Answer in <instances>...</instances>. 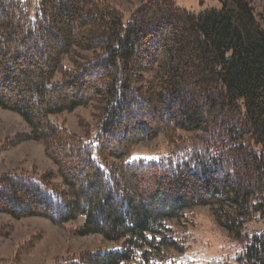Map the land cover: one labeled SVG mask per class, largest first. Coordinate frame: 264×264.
Returning <instances> with one entry per match:
<instances>
[{
  "label": "trees",
  "instance_id": "obj_1",
  "mask_svg": "<svg viewBox=\"0 0 264 264\" xmlns=\"http://www.w3.org/2000/svg\"><path fill=\"white\" fill-rule=\"evenodd\" d=\"M220 1L146 0L125 22L106 0H0V109L30 128L3 148L40 142L57 169L0 174V213L122 243L64 264H181L152 260L157 235L200 206L249 240L239 264H264V230L244 235L264 220V14ZM93 104L85 135L54 118ZM160 134L175 151L127 160Z\"/></svg>",
  "mask_w": 264,
  "mask_h": 264
},
{
  "label": "rangeland",
  "instance_id": "obj_2",
  "mask_svg": "<svg viewBox=\"0 0 264 264\" xmlns=\"http://www.w3.org/2000/svg\"><path fill=\"white\" fill-rule=\"evenodd\" d=\"M118 6L129 21L136 7L146 0H106ZM176 3L194 13L208 9H221L220 0H175ZM257 11L264 14V0H253ZM95 105L79 107L72 112L55 116L71 131L85 135L88 125L96 123ZM30 128L16 113L0 109V174L21 168L33 171L37 176L44 172H55L56 166L44 153L40 142L27 140L15 147L5 149L4 140L29 132ZM188 137L189 133H182ZM5 142V143H6ZM259 149V148H258ZM176 150L164 134L145 140L136 145L129 161L137 159H158ZM61 181V178H58ZM148 185V184H147ZM146 185L143 186V191ZM82 218L64 226L54 225L45 218L27 217L15 219L0 213V264H64L84 251L120 250L121 242L105 239L101 235L77 236L72 228L77 227ZM163 233L157 235L155 246L160 249L161 259L156 263L176 261L181 264H239V257L249 240L229 235L216 220L209 207L200 206L179 219L167 221ZM264 230V220L248 223L244 235L252 236ZM32 243L33 246H29ZM137 259H142L138 256ZM137 261L131 264H137Z\"/></svg>",
  "mask_w": 264,
  "mask_h": 264
}]
</instances>
